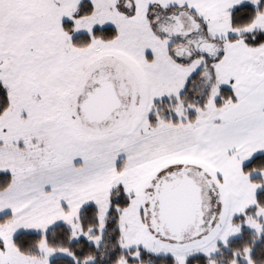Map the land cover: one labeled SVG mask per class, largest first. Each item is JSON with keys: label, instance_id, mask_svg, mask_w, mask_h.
<instances>
[{"label": "snow or ice", "instance_id": "1", "mask_svg": "<svg viewBox=\"0 0 264 264\" xmlns=\"http://www.w3.org/2000/svg\"><path fill=\"white\" fill-rule=\"evenodd\" d=\"M0 264H264V0H0Z\"/></svg>", "mask_w": 264, "mask_h": 264}]
</instances>
